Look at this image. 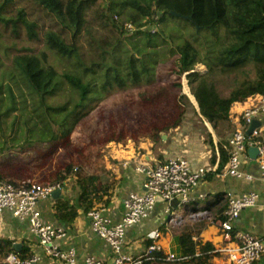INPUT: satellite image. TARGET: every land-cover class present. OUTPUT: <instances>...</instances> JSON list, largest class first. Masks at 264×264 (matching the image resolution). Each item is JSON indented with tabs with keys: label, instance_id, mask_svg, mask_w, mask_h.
Returning a JSON list of instances; mask_svg holds the SVG:
<instances>
[{
	"label": "trees",
	"instance_id": "obj_1",
	"mask_svg": "<svg viewBox=\"0 0 264 264\" xmlns=\"http://www.w3.org/2000/svg\"><path fill=\"white\" fill-rule=\"evenodd\" d=\"M32 1L51 20L52 26L42 33H38L36 20L30 21L23 8L7 16L15 0L0 2V27L4 31L10 29L13 38L23 31L28 42L41 39L44 47L42 51L26 47L21 54L13 55L9 46H0L4 56L0 60V155L17 148L9 145L10 126L24 125L28 133L38 130L34 140H23L22 144L28 147L20 150H28L36 143L59 142L67 136L70 124L87 108L96 92L109 94L114 89L125 91L151 82L155 59L170 54L178 55L173 71L176 76L173 87L177 91L174 97L163 100L174 103L177 118L169 126L152 127L148 137L158 142L161 133L179 128L189 114V106L192 117L200 120L211 152L218 153V171L224 168L231 150L228 140H219L214 145L203 122L218 131L222 124L229 125L234 104L264 95V0ZM97 28L115 33L116 39L98 42L100 53L93 61L81 51L84 47L90 48ZM2 39L0 32V42ZM49 52L71 62L75 70L60 72L48 61ZM95 65L103 71L101 84L85 76ZM185 74L192 96L186 88L184 91L189 97L181 93V77ZM49 98L55 102L51 103ZM189 98L197 103V109ZM23 113L26 119L18 124ZM87 170L82 164L69 163L40 184H58L69 190L71 196L54 201L53 216L59 222L71 223L79 211L87 214L95 210L107 195L110 187L101 177L103 167L97 166L94 173ZM31 180L15 181L0 173V182L16 187L30 185ZM185 231L176 238V254L180 260H166L162 250L152 253L141 264H211L213 246L194 240L195 233ZM10 253H14L11 244L0 240V264H4L1 260ZM15 255L22 260L30 258Z\"/></svg>",
	"mask_w": 264,
	"mask_h": 264
},
{
	"label": "crops",
	"instance_id": "obj_2",
	"mask_svg": "<svg viewBox=\"0 0 264 264\" xmlns=\"http://www.w3.org/2000/svg\"><path fill=\"white\" fill-rule=\"evenodd\" d=\"M258 99L259 97H253L234 104L230 111V123L219 127V136L218 131H213L203 122L212 135L214 145L219 140H228L234 132L242 129L241 114L245 108L256 104ZM194 108L197 109V106ZM192 111L181 129L179 127L174 132L161 133L159 144L144 136L123 144L111 142L106 147L108 152L106 160H101V177L110 189L95 209L102 210V215L112 225L122 219L123 201L132 193L143 195L145 192V176L138 168H152L167 160L180 158L187 160L193 169H205L204 177L192 190L187 204L172 209L158 200L146 218L126 231L123 246L130 256L140 257L146 252L149 245L146 236L154 230L160 231L159 244L166 255L171 253L177 256L176 238L185 228H189L185 232H194V240L213 246L211 264H227L226 255L217 250L235 243V235L250 233L264 237V175L258 164L259 149L264 140V113L254 120L258 124H255L254 130L260 133L257 138L247 134L249 128L245 131L246 157L240 167L242 177L236 178L226 174V165L218 171V153L214 155L211 152L205 142L206 137H203L200 120L192 117ZM90 172L94 173V170ZM245 176H250V179ZM68 191L64 187L60 197L71 196ZM250 192L258 195L257 203L240 212L234 222L231 242L228 243L219 226L226 205V194L239 197ZM55 200L57 199L48 197L39 200L37 206L46 222L65 232L66 236L57 245L62 250L74 249L76 264H85L87 257L99 259L102 264H113V255L107 242L92 232L87 214L79 211L73 222H59L53 216ZM0 240L9 242L16 254L38 258V264H65L45 254L38 238L29 232L28 223L12 217L7 211L0 213ZM15 245L18 247L14 248ZM253 264H264V254Z\"/></svg>",
	"mask_w": 264,
	"mask_h": 264
},
{
	"label": "rangeland",
	"instance_id": "obj_3",
	"mask_svg": "<svg viewBox=\"0 0 264 264\" xmlns=\"http://www.w3.org/2000/svg\"><path fill=\"white\" fill-rule=\"evenodd\" d=\"M2 1L0 0V2ZM17 8H23L27 12V17L30 21L36 20L39 28L38 33H42L52 26L51 20L44 16L42 9L33 3L32 0H15L11 11L7 12V16L15 15L14 11ZM9 30L4 31L0 27V32L3 33L0 46L1 48L9 46L13 55L21 54L20 52L26 47H30L33 50H44L41 39L36 42H28L23 31L13 38ZM93 34L92 45L89 49L84 47L81 52L88 60L96 61L100 53L98 42H114L116 34L109 30H99L98 28L95 29ZM177 59L178 55L171 56L170 54L155 59L154 78L149 83H141L137 87L126 89L125 91H116L114 89L109 94L103 93L101 90L96 92L87 108L81 111L77 120L72 121L70 124L67 136L59 142L54 144L46 142L36 143L28 150H20L19 148L25 149L28 147L22 144L23 140H34L37 137H34V135L38 133V130L35 128L33 132L28 133L24 125H20V128H12L10 126L7 131L9 145L13 144L17 148L0 155V173L13 178L15 181L29 178L32 179L31 182L33 183L43 184V182H47L51 175L69 163L73 164V166L82 164L90 172L96 170L97 166H102L101 160H106L108 152L106 147L111 142L128 143L140 137L148 136L152 127L158 129L171 125L177 118V107L173 102L163 99L174 97L177 91L173 87L176 82V76L173 71L176 68L175 62ZM0 60H4L1 50ZM48 61H52L51 64L55 65L60 72H72L76 68L71 62L59 59L50 52ZM95 66L97 67L91 66L90 70L92 71L85 76L88 79L94 78L92 80L93 83L101 84L103 71L101 66ZM185 88L189 92L187 80L182 76L181 93L187 95V92L184 91ZM21 89L25 93L23 86H21ZM141 93L142 95H140ZM26 98H28L27 95ZM49 100L51 103L55 102L51 98ZM189 101L193 107H196L190 98ZM187 109L189 113L191 111L190 107L188 106ZM24 114L20 116L18 114L20 120L18 124L26 119ZM188 115H191V113ZM186 119L181 122L180 129ZM9 122H11V119L6 123L8 126L10 125ZM191 123L193 124L192 121ZM28 127L32 128V125ZM4 128L5 130L7 129L6 125H4ZM172 131L173 129H170V132ZM159 143L160 141L157 142V144Z\"/></svg>",
	"mask_w": 264,
	"mask_h": 264
},
{
	"label": "built area",
	"instance_id": "obj_4",
	"mask_svg": "<svg viewBox=\"0 0 264 264\" xmlns=\"http://www.w3.org/2000/svg\"><path fill=\"white\" fill-rule=\"evenodd\" d=\"M264 113V95L259 97L256 104L245 108L240 116L242 129L234 132L228 139L230 155L226 164V174L241 178L240 167L246 157V133L245 131ZM257 130H253L251 137L259 136ZM250 137V138H251ZM259 166L261 174L264 175V140L259 149ZM145 176L143 195L130 194L123 201V216L119 223L111 222L102 215V210L95 209L87 213L90 220L92 232L99 238L105 240L113 255V264H141L142 260H149L152 253L162 251L159 244L160 231L154 230L146 236L150 244L146 252L140 257H133L124 251V237L126 231L138 224L148 216L154 208L157 200L170 204L176 201L178 205L188 203L192 190L199 184L205 175V169H193L185 159H170L152 168H138ZM250 179V176H245ZM62 190L56 185H40L31 182L24 187H16L10 183L0 182V213L7 211L12 217L26 221L29 232L38 238L40 246L45 254L56 261L65 264H76V253L74 249L62 250L57 242L63 239L65 232L56 226L46 222L38 208V201L50 197L55 190ZM258 195L254 192L243 194L239 197L231 193L226 194V205L219 226L223 232L224 239L231 242V233L234 222L240 212L256 205ZM226 255L227 264H253L264 254V237L260 238L250 233L235 235V243L217 250ZM174 254H167L166 260H180ZM39 259L30 257L22 260L15 253H10L4 259V264H38ZM85 264H102L101 260L87 257Z\"/></svg>",
	"mask_w": 264,
	"mask_h": 264
},
{
	"label": "water",
	"instance_id": "obj_5",
	"mask_svg": "<svg viewBox=\"0 0 264 264\" xmlns=\"http://www.w3.org/2000/svg\"><path fill=\"white\" fill-rule=\"evenodd\" d=\"M171 14L174 15V16H178V17H180V18H183V19L191 20V17H181V16H179V15L173 13V12H171ZM185 76H186V74L184 75V77H185ZM195 103H196V102H195ZM196 106H197V103H196ZM197 107H198V106H197ZM255 124H256L255 121L252 122V124L249 126V129H248L247 134H251V132L254 130ZM256 125H258V124H256ZM61 191H62V190H59V189L53 191V192L50 194V197H51L52 199H57V198H59V197L61 196ZM65 194H66V192H65ZM157 201H158V200H157ZM169 206L172 207V209H175V208L178 206V203H177L176 201H172V202L169 204ZM17 247H18L17 245L14 246V248H17Z\"/></svg>",
	"mask_w": 264,
	"mask_h": 264
}]
</instances>
